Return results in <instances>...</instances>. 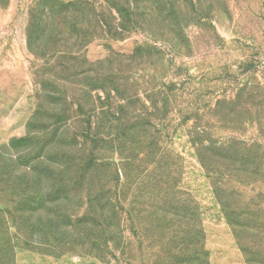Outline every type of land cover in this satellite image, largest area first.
Masks as SVG:
<instances>
[{"label": "rangeland", "instance_id": "374dc122", "mask_svg": "<svg viewBox=\"0 0 264 264\" xmlns=\"http://www.w3.org/2000/svg\"><path fill=\"white\" fill-rule=\"evenodd\" d=\"M157 91L167 102L157 104L160 119L151 125L178 156L203 255L166 261L161 224L154 214L147 218L145 205L133 206L131 222L115 236H102L96 223L65 236L40 231L35 216L19 211L17 189L12 195L0 186V212L10 224L3 236L15 246V264H264V183L238 184L221 174L232 211L250 226L231 228L188 133L206 126L200 140L233 135L254 145L264 164V0H0V178L9 175L10 153L17 165L45 170L38 156L65 162L80 155L83 142L95 151L94 144L131 140L128 127L149 128L145 107L149 112L162 96ZM88 126L102 135L76 133ZM49 142L57 143L51 151ZM106 156L118 163L114 150ZM81 167L75 183L85 179ZM102 171L94 183L113 186L114 175ZM255 193L263 195L252 205Z\"/></svg>", "mask_w": 264, "mask_h": 264}, {"label": "trees", "instance_id": "16d2710c", "mask_svg": "<svg viewBox=\"0 0 264 264\" xmlns=\"http://www.w3.org/2000/svg\"><path fill=\"white\" fill-rule=\"evenodd\" d=\"M117 10L119 14L120 11L126 12V16L129 14L124 7L117 6ZM154 94L162 96L154 99L153 106H149L151 109L149 112L148 106L145 107L144 115L148 119L149 128L143 129L139 124L134 123L125 130L131 133V140L109 144L108 142L94 145L92 143L96 148L95 151L86 141L87 143L80 144V155L67 156L69 159L65 162H57L44 155L38 156L36 161L46 163L45 170H38L21 162L17 165L18 156L7 154L12 164L9 175L0 178V186L12 195L16 189L22 193L16 192L15 195L19 199L17 201L20 204L19 211L31 213L30 219L35 216V222L39 225L40 231L54 232L59 236L67 235L75 226L89 223H96L99 232L103 233L102 236H115L116 230L123 232L124 222H131L132 213L135 211L134 205L148 206L147 218L153 217L154 214L155 218L158 216V219H155L156 222L161 224L160 230L163 236L161 249L166 261L174 255L179 257L189 255L191 261H197V258L203 255V231L195 202L180 186L181 168L178 156L155 138L157 129L151 123L153 121L156 123V120L160 119L156 114L160 108L156 106L159 102L162 105L166 104L167 96L165 97V94L160 91ZM225 100L223 98L221 101L225 102ZM134 118L140 120L143 117L135 115ZM190 128L192 130L188 133L193 136L190 144L211 181L213 193L229 225L231 228H250L248 224H243L239 220L243 214L232 211L233 202L230 200V195L224 191L228 179L224 182V178L220 177H222L221 174H226L227 178L238 184H244L246 181L264 183L262 157L253 151L254 145L235 139L233 135L229 137L231 139L225 141L200 140V135L209 134V128L206 126H190ZM46 130L42 128L38 130V133L43 135ZM76 133L81 137L82 134H84L83 137L102 135L89 126ZM146 134L150 140L137 138ZM39 138L45 137L39 136ZM54 145L57 143L49 142L48 150L51 151ZM33 147L34 145L29 146V148ZM73 147L78 151L77 144ZM112 150L118 155L117 164L111 162L110 157L106 156ZM0 159H3L2 155ZM78 162L83 163L80 170L85 179L75 183ZM104 167H107L110 174L114 175L113 186L102 180L94 183L95 176L104 174L102 171ZM50 172H55L58 177L49 174ZM215 176L218 178H214ZM131 190L133 191L128 193ZM142 192L143 195H141ZM155 192L160 196L154 198ZM261 195L263 193L250 196V203L255 205L253 200L259 199ZM154 200L159 204L153 203ZM144 208L141 207V209ZM3 214L0 212V264H15V246L3 236L10 230L9 220ZM144 219L146 217L142 215L138 222ZM44 225H47L49 229L47 230ZM77 231H80L79 228ZM243 253L247 254L246 250H243ZM182 261V263H189Z\"/></svg>", "mask_w": 264, "mask_h": 264}]
</instances>
